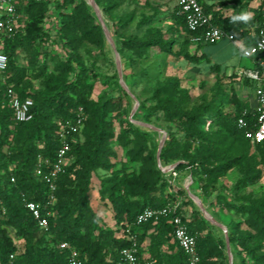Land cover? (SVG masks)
I'll return each instance as SVG.
<instances>
[{
    "label": "trees",
    "instance_id": "obj_1",
    "mask_svg": "<svg viewBox=\"0 0 264 264\" xmlns=\"http://www.w3.org/2000/svg\"><path fill=\"white\" fill-rule=\"evenodd\" d=\"M199 1L205 13L213 15V24L233 35L243 48L256 44L258 27L264 14V0L247 21H234L232 18L243 14L241 8L249 6L254 0H234L235 10L229 17L222 14V8H227L228 4L210 5ZM54 5L57 11L75 5L72 13L59 14L62 17L61 38L67 56L64 59L55 58L52 72L46 64H42L41 72H34V80L40 82L38 90L34 89L33 80L28 77V69L20 65L18 53H35L42 44L56 42L55 35L45 28L51 12V0L30 2L20 7V12L28 17V21L24 24L23 19L18 34L6 39L2 46L9 64L7 72L0 73V262L15 255V264H68L69 251L59 247L61 243H68L80 253L84 264H121V251L132 245L126 236L128 225L132 235L137 237L138 255L142 260H155L156 264H188L186 254L175 239L172 216H161L142 225H137L135 220L146 209L158 210L177 203L179 196L186 198L191 205L194 202L186 190H176L170 184V174L158 166L155 132L129 121L132 110L129 95L122 90L120 96L115 98H92L95 84L90 82L87 69L77 53L74 36L80 33L82 39L103 46L104 34L87 1L55 0ZM171 19L177 27L194 36L188 31L177 5L173 8ZM150 20H143L141 24ZM112 36L127 51L124 59L132 64L157 46L195 67L211 63L206 54L199 53L201 44L196 46L194 53L190 51L194 43L189 38L183 41L179 52L173 54L172 41L165 40L161 32L143 38L126 36L120 32V25L115 23ZM36 54L40 55L38 52ZM36 64H33L34 70H37ZM210 67L214 72H222L218 64ZM254 69H260L259 65L254 64ZM224 73L227 76V71ZM227 77L232 85L241 81L236 72ZM254 84L248 79L244 81V87L254 89ZM8 86H13L22 100L33 101V119L30 122L15 120L12 108L5 102ZM176 90L172 85H160L154 90L153 101L159 104L161 120L174 125L182 135L167 134L160 156L161 164L167 167L178 163L175 171L181 179L192 178V192L198 172L205 163L201 156H192L193 146L200 141L213 142L219 156L228 161L217 168L216 176L208 178L203 187L204 194L212 200L218 174L246 161L252 146L258 149L264 160V142L254 146L246 138V132L256 128L260 113L251 109L235 88L228 96L235 109L233 114L225 113L213 103L203 104L190 112L185 108L184 97L178 99L175 96ZM80 108L86 118L85 127L76 136L69 153L71 163L57 182L54 215L48 231H44L26 209L23 197L37 203L46 201L49 187L36 176L39 156L43 160L55 161L60 148V125L73 120ZM141 112L144 120L155 115L147 114L143 109ZM241 118L246 121V128L240 127ZM57 120L60 125L55 123ZM113 120L119 121V141L123 146L131 147L128 157L131 163L139 164L138 170L130 172L126 165L118 168L111 164V160L116 158V153L108 144L114 137ZM217 128L220 130L213 132ZM100 170H111L109 175L100 177L98 194L102 201H107L112 207L116 223L114 229L104 223L91 203L93 178ZM13 177L15 183L11 181ZM211 205H214L213 201ZM216 205L224 209L223 204ZM226 205L242 212L248 227L255 234L236 226L228 231L227 237L224 234L223 239L218 238L212 230L213 225L200 216V210L188 218L182 205L180 207L188 232L197 238L201 264H224L222 258L227 239L240 264H264V253L261 251L264 241V197L259 201L245 199L239 206L228 202ZM10 230L15 233V238ZM16 240L21 246H17Z\"/></svg>",
    "mask_w": 264,
    "mask_h": 264
},
{
    "label": "rangeland",
    "instance_id": "obj_2",
    "mask_svg": "<svg viewBox=\"0 0 264 264\" xmlns=\"http://www.w3.org/2000/svg\"><path fill=\"white\" fill-rule=\"evenodd\" d=\"M54 1L51 0V12L46 19L45 28L55 35L56 42L42 44L35 53L24 51L18 53V61L21 66L28 69V77L31 81L33 80L35 90L39 89L40 82L34 80V72L35 74L41 72L42 64H46L49 71L52 72L55 66V58L64 59L67 56L61 38L62 17L59 14L72 13L75 5L57 11ZM220 1L223 0H207L211 4ZM94 3L96 6L89 3L88 5L97 17L98 24L102 27L104 34L103 46L82 39L80 33H76L74 36L77 53L87 69L90 82L95 84L92 98L94 100L115 98L120 96L121 91L124 90L129 95V102L132 106L128 116L129 121L150 132H155L156 142L158 143L156 150L158 166L164 170L168 169L166 172L163 169L162 171L169 173V170L173 166L176 168L178 163L163 167L160 156L164 145L162 149H160V146L163 141L165 144L168 133H175L180 137L182 135L179 134L174 125L161 120L162 113L158 111L159 104L153 101L154 90L160 85L176 87L175 96L178 99L184 97L185 108L190 112L203 104L213 103L216 107L222 108L225 113L233 114L235 109L228 96L232 94V89L235 88L237 94L243 100H246L247 91L245 89L247 88L241 89L239 87L241 81L232 85L231 80L227 77L229 75L226 76L224 72L233 73L246 67H252V60L243 56L239 43H233L225 39L218 44L202 45L199 53L206 54L211 63H204L200 67L190 65L178 56H172L164 52L158 46L149 49L143 59L132 64L128 59H124L128 54L127 51L112 36L115 23L120 25V32L126 36L136 35L143 38L161 32L165 40L172 41L173 54L178 53L183 41L189 38L194 43L190 51L195 52L197 44L193 42L192 36L187 31L177 27L171 19L176 0H94ZM149 18H151L150 22L141 24L143 20ZM27 21L28 17L24 16V24ZM37 52L40 55H37ZM35 62H37L35 65L37 70H34L33 64ZM212 64H218L222 72H214L210 67ZM222 101L224 102L220 104L219 102ZM142 109L147 114L155 115L149 120H144ZM112 122L114 124V137L108 144L116 153V158L111 160V164H115L118 168L126 165L129 167L130 172L138 170L139 164L131 163L128 157V150L131 147H125L119 141L121 134L119 121L113 120ZM55 123L61 124L59 120ZM148 126L154 129L148 128ZM218 130L220 129H213V132ZM216 152L213 142L200 141L193 146L192 156H201L205 163L198 172V179L193 191L187 193L193 202L192 196L198 198L202 204L204 203L203 205L211 220L205 217L201 208L195 202L194 205H191L186 198L179 196L177 203L180 207L182 205V210L188 218L194 212L201 211L200 216L205 217L213 225L212 230L218 238L223 239L224 234H228V231L236 226H239L241 230L255 234L248 227L242 212L226 205V202L239 206L245 199L259 201L264 197V160L258 149L252 146L246 161L228 169L227 172L221 175L218 174V182L212 193V200H210L204 194L203 187L206 185L208 178L216 176L217 168L228 161L227 158L219 156ZM110 173L111 170H100L98 175L93 178L90 198L97 214L108 227L114 229L116 223L112 207L107 201H102L98 194L100 177ZM172 176L171 174L170 177ZM211 201L214 205H211ZM219 203L224 205V209L216 205ZM10 234L15 238V233L12 230H10ZM16 244L21 246V243L17 240ZM262 244L263 249L261 251L264 253V241ZM228 247L230 250H228ZM222 262L224 264H240L235 251L228 244V239L224 247Z\"/></svg>",
    "mask_w": 264,
    "mask_h": 264
},
{
    "label": "built area",
    "instance_id": "obj_3",
    "mask_svg": "<svg viewBox=\"0 0 264 264\" xmlns=\"http://www.w3.org/2000/svg\"><path fill=\"white\" fill-rule=\"evenodd\" d=\"M42 1L45 0H0V73L5 74L9 64L8 56L2 51L3 43L6 39H10L18 34L20 27L23 26L24 15L20 12V7L26 6L30 2ZM177 6L179 7V14L185 18L188 31L194 34L192 40L197 45H214L221 43L225 39L238 43L235 41L233 35L225 33L213 24V15L205 13L199 0H177ZM197 33H200V35L198 36ZM242 54L260 67L258 70L244 71L241 74L239 86L241 89H245L244 81L246 79L256 84L255 91L251 97L256 102V109L253 110L258 111L260 116L256 128L246 132V138L255 146L264 142V14L258 27V41L250 48H242ZM4 83H6V79H4ZM4 96L5 102L13 110L17 122H30L33 119L32 107L34 103L31 99L22 100L15 92L13 86L7 87ZM85 120L84 111L80 108L73 120L60 125L58 132L60 148L57 151L54 162L43 160L39 156L36 176L49 187L46 201L44 203H37L29 201L25 196L23 197L26 209L30 212L39 228L44 231H48L50 219L54 215V206L57 201V182L71 163L69 153L72 144L76 142V136L80 135L85 127ZM239 125L242 128L247 127V123L243 118L239 120ZM10 170L12 171L13 168ZM164 171L166 172L168 169ZM169 173L173 175L170 179V184L176 190L183 188L187 193L190 192V187L193 184L191 177L179 178V173L175 171V166L169 170ZM11 181L15 183V177ZM161 216L173 217L175 239L186 254L188 264H201V257L197 248V238L188 232L184 215L178 203L169 204L158 210L146 209L136 217L135 222L137 225H142ZM126 226V236L132 245L121 251V264H156L155 260L146 258L142 260L139 257L137 237L132 235L130 227ZM59 247L61 250L69 251L68 264H84L80 253L72 248L70 244L61 243ZM0 264H15V255H10L6 261L0 262Z\"/></svg>",
    "mask_w": 264,
    "mask_h": 264
},
{
    "label": "crops",
    "instance_id": "obj_4",
    "mask_svg": "<svg viewBox=\"0 0 264 264\" xmlns=\"http://www.w3.org/2000/svg\"><path fill=\"white\" fill-rule=\"evenodd\" d=\"M205 4H210L211 3H208L207 0H202ZM233 1L234 0H223V1H220L218 3H213V5H218L220 3H226L228 4L229 6L227 8H222V14L224 15V17H229L233 14L235 8L233 6ZM262 3V0H254L250 3L249 6L245 7V8H241V12L243 14H248L250 17L253 16L254 14V10L258 9L260 7ZM176 5H177V0H176ZM175 5V6H176ZM237 9H239V7H237ZM239 46L241 48H243V46L239 43ZM249 70H254V62L252 61V67H246V68H243V69H240L239 71H234L238 74L239 77H241V74L244 72V71H249ZM232 73L228 72L227 71V75H231ZM252 82V81H251ZM247 89H245L247 92H246V101L249 103L250 105V108L251 109H256V102H255V99L253 97H251L255 91V88H256V84H254V89L252 87H249L247 86L246 87ZM244 90V91H245Z\"/></svg>",
    "mask_w": 264,
    "mask_h": 264
},
{
    "label": "water",
    "instance_id": "obj_5",
    "mask_svg": "<svg viewBox=\"0 0 264 264\" xmlns=\"http://www.w3.org/2000/svg\"><path fill=\"white\" fill-rule=\"evenodd\" d=\"M88 1V3L90 4V5H92V6H96L95 5V3H94V0H87ZM119 60H120V58H119ZM120 72V71H119ZM148 128H153V127H150V126H148ZM154 129V128H153ZM163 145H164V141L162 142V144H161V148L160 149H162V147H163ZM193 197V200H194V202L201 208V211L204 213V215H205V217L208 219V220H211V218L209 217V215H208V213L206 212V208L204 207V205L202 204V202L198 199V198H196V197H194V196H192ZM226 234V237H227V233H225ZM228 244H229V242H228ZM228 250H230V248L228 247Z\"/></svg>",
    "mask_w": 264,
    "mask_h": 264
},
{
    "label": "clouds",
    "instance_id": "obj_6",
    "mask_svg": "<svg viewBox=\"0 0 264 264\" xmlns=\"http://www.w3.org/2000/svg\"><path fill=\"white\" fill-rule=\"evenodd\" d=\"M232 19L234 21H238V20L247 21V20L250 19V16L248 14H241V15H238V16H234Z\"/></svg>",
    "mask_w": 264,
    "mask_h": 264
}]
</instances>
